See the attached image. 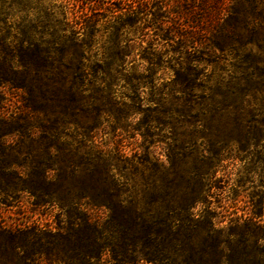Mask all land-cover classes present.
Segmentation results:
<instances>
[{"label": "rangeland", "instance_id": "1", "mask_svg": "<svg viewBox=\"0 0 264 264\" xmlns=\"http://www.w3.org/2000/svg\"><path fill=\"white\" fill-rule=\"evenodd\" d=\"M96 1L100 6L94 7L87 0H7L6 4L0 0V13L12 32L24 27L31 33H60L63 28L58 23L65 17L73 29L98 20L92 31L104 37L115 29L106 21L108 12L101 8L110 9L117 2L129 7L138 0ZM165 1L171 18L180 11L185 24L199 21L201 44L190 51L200 61L194 63L186 55L175 61L178 55L172 58L173 53L163 49V64L150 81L140 83L139 94L129 97L118 91L99 111H77L76 125L57 122V130L69 145L57 142L53 151L63 156L79 145V152L87 153L84 159L90 163L78 176L88 177L91 171L97 190L114 196L105 202L108 206L88 211L97 231L104 228L101 242L108 238L104 243L115 245L112 253L111 248L105 249L98 264H114L112 255L120 252L119 240L113 241L116 231L133 235V239H125V251L138 257L145 246L144 222L157 223L167 213L164 207L170 205L181 210L174 219L181 221L184 243L205 244L207 251L215 244L213 254L218 264H252L264 255L260 251L264 248V44L248 43L247 32L240 30L231 47L206 52L203 43L207 40H203L217 30L216 18L231 11L230 0H222L205 14L200 11L201 0ZM188 6L190 11L186 12ZM119 32L128 33V45L131 38L136 40L133 52L137 56L132 66L134 73L140 74V64L145 62L136 37L148 35L142 43L148 47L156 29L134 25ZM99 44L106 46L105 39ZM5 98L8 118L18 111L12 104L14 99L7 93ZM80 102L84 106L90 103L86 99ZM16 104L23 113V99ZM68 115L58 107L35 108L30 109L27 120L36 132L39 122L69 119ZM30 149L37 154L42 147L33 143ZM20 151L18 163H13V158L4 160L10 163L18 186L10 198L0 195L1 224L13 231L65 230L69 227L65 210L51 204L35 205L33 197L19 191L22 180H30L39 163L23 156L25 148ZM53 172L48 170V177H53ZM139 214L144 222L135 220ZM158 227L152 226L153 235L167 230L166 226ZM54 255L52 252L47 264H63ZM60 255L66 259L62 252ZM9 263L0 257V264Z\"/></svg>", "mask_w": 264, "mask_h": 264}, {"label": "trees", "instance_id": "2", "mask_svg": "<svg viewBox=\"0 0 264 264\" xmlns=\"http://www.w3.org/2000/svg\"><path fill=\"white\" fill-rule=\"evenodd\" d=\"M6 1L1 0L2 4H6ZM87 1L92 2L94 7L100 6L96 0ZM194 2L195 0L192 1ZM200 3V11L205 14L223 2L201 0ZM228 4L231 11L225 17L216 18L215 26L218 28L209 39L203 40H207V43H203L207 48L203 50L222 51L231 47L234 39L239 38L240 30L247 32L248 43L264 44V0H230ZM190 7L186 12L190 11ZM101 10L108 12L106 21L115 29L104 37L92 31L98 20L73 29L65 17L58 23L63 28L60 33H31L24 27L12 32L7 18L0 13V195L7 199L17 190L18 185L16 179L12 178L10 163L6 164L5 161L13 158V163H18L17 157L23 147L26 150L23 156L35 158L39 163L33 168L30 180H22L19 191L27 192L33 197L35 205L51 204L65 210L69 225L65 230L50 233L39 229L13 231L0 222V257L11 261L9 264H47L51 261L52 252H55L54 259L58 263L98 264L105 249L111 248V253L114 252L115 245L111 242L104 243L108 238H103L104 242H101L104 228L97 231V225L91 222L88 212L94 207L108 206L105 202L114 196L97 190V180L91 178V171L88 172V177L78 176L81 174L78 172L86 171L90 163L84 159L88 154L79 152V145L63 156L53 151L57 142L69 145L57 130L56 124L60 122L76 125L77 111H99L107 106L110 97H114L118 91L121 94L128 93L129 97L139 94L140 83L150 81L158 66L163 64V49L166 53L172 52V58L178 55L175 61H180L178 59L182 55L191 57L190 60L194 63L200 61L190 51L201 44L199 38L203 29L198 28L199 21L192 20L185 24L180 11L176 12V18H171L167 1L138 0L129 7L117 2L112 8L104 7ZM164 22L169 23L165 26ZM134 25L141 29L154 27L157 32L153 33L154 39L149 41L148 47L142 46L148 35L142 33L140 37H136V47L143 52L141 59L145 62L140 64V74L134 73L132 66L137 56L133 52L136 40L131 38V45H128V33L119 32L120 28ZM84 28L90 30L86 31ZM102 38L105 39L106 46L99 44ZM154 41L156 46L153 45ZM167 47L171 50H167ZM5 93L14 99L12 104L18 111L10 113L8 118H5L8 102ZM20 98L23 99V113L16 104ZM81 99L89 101V105L84 106ZM47 107H58L69 112V119H53V122L46 119V123L39 122V129L34 132L31 122L27 120L28 112L30 109L45 110ZM9 138L14 140L8 142ZM33 143L42 147L37 154L30 149ZM60 164L64 166L61 167ZM48 165L52 168L48 169ZM72 165L74 169L69 170ZM85 165L86 168H81ZM48 170L54 171L53 177H48ZM170 206L164 207L167 213L164 212L157 223L150 225L149 221L144 222L141 214L135 219L145 223V246L138 257L131 254L132 251H125L128 247L125 239H133V235L116 231V237L112 239L119 240L117 245L120 252L112 255L114 264H136L139 261L147 264H218L213 254L215 244L211 246L213 250L207 251L205 244L184 243L181 240L182 224L180 220L174 219L181 210ZM168 215H171L170 221ZM160 225L167 227L165 233L153 235L152 226L159 230ZM260 251L264 252V248ZM60 252L66 259H63ZM252 264H264V255L261 260L254 259Z\"/></svg>", "mask_w": 264, "mask_h": 264}]
</instances>
